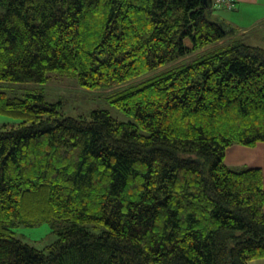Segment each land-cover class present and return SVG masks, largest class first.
I'll return each instance as SVG.
<instances>
[{"label":"trees","instance_id":"trees-1","mask_svg":"<svg viewBox=\"0 0 264 264\" xmlns=\"http://www.w3.org/2000/svg\"><path fill=\"white\" fill-rule=\"evenodd\" d=\"M215 10L0 0V85L54 75L91 90L126 85L111 101L134 118L63 116L40 90H0V114L18 120L0 129V264L264 258V172L226 163L230 146L264 141V48L231 37ZM42 223L58 233L45 249L14 230Z\"/></svg>","mask_w":264,"mask_h":264},{"label":"rangeland","instance_id":"rangeland-1","mask_svg":"<svg viewBox=\"0 0 264 264\" xmlns=\"http://www.w3.org/2000/svg\"><path fill=\"white\" fill-rule=\"evenodd\" d=\"M214 13L216 15H223L229 18L236 16L233 9L230 10L222 7L216 8ZM257 26H254L253 28ZM261 32L257 31L251 34L253 39H250L247 42H256V39L259 40L258 36L263 35ZM188 41L189 40L187 39V42ZM194 55L183 58L179 62L184 64L191 63L194 60ZM148 77H150V74L134 80L132 85H137ZM1 84L0 90L7 92L9 96L23 97L29 91L40 90L44 93L47 100L51 102L61 101L63 116L82 118L87 117L94 109H105L121 121H134L133 116L121 110L111 101V97L114 93L125 88L126 85L91 90L81 87L75 78L60 75H54L51 80L45 84L8 82ZM17 123L18 120L10 116L0 114V129H3L5 125L10 127ZM58 228H60V226ZM14 230L20 239L40 249H45L47 245L53 243L58 237L57 231H53L50 223H42L31 226L23 224L19 225Z\"/></svg>","mask_w":264,"mask_h":264},{"label":"crops","instance_id":"crops-1","mask_svg":"<svg viewBox=\"0 0 264 264\" xmlns=\"http://www.w3.org/2000/svg\"><path fill=\"white\" fill-rule=\"evenodd\" d=\"M233 10L236 13L235 17L218 15L235 29L231 37H240L247 42L253 39L251 34L262 31L263 35L258 36L259 40L247 43L264 48V0H236V7ZM254 26L257 27L253 28ZM189 41L186 40V43L192 47ZM226 163L235 170L260 167L264 172V141L253 147L239 144L230 146L226 153ZM250 264H264V258L251 260Z\"/></svg>","mask_w":264,"mask_h":264},{"label":"built area","instance_id":"built-area-1","mask_svg":"<svg viewBox=\"0 0 264 264\" xmlns=\"http://www.w3.org/2000/svg\"><path fill=\"white\" fill-rule=\"evenodd\" d=\"M213 6L232 10L236 7V0H213Z\"/></svg>","mask_w":264,"mask_h":264},{"label":"water","instance_id":"water-1","mask_svg":"<svg viewBox=\"0 0 264 264\" xmlns=\"http://www.w3.org/2000/svg\"><path fill=\"white\" fill-rule=\"evenodd\" d=\"M203 5L205 8H212L213 7V0H203Z\"/></svg>","mask_w":264,"mask_h":264}]
</instances>
